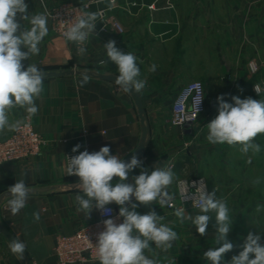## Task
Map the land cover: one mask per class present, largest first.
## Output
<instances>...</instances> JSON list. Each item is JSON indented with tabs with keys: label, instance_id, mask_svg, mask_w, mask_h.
<instances>
[{
	"label": "crops",
	"instance_id": "obj_1",
	"mask_svg": "<svg viewBox=\"0 0 264 264\" xmlns=\"http://www.w3.org/2000/svg\"><path fill=\"white\" fill-rule=\"evenodd\" d=\"M25 2L30 15L44 11L40 0ZM84 2L44 0L47 10L64 3ZM89 11H104L106 18L120 23L125 32L103 29L104 21L98 20L95 33L86 42V53L78 56L76 45L56 37L48 21L49 32L39 45L40 52L30 61H23L25 67L35 63L48 71L92 70L105 61L103 70L118 75L104 44L115 40L121 51L132 52L138 57L141 78L147 80L141 94L151 139L141 159L143 167L151 171L173 163L174 179L166 190L168 196L174 195L178 180L202 178L210 192L216 190L217 198L227 202L233 220L228 239L235 247L225 255V264L242 250L240 246L249 232L260 233L264 243V207L256 211L258 204L264 206V134L255 138L261 145L258 154L245 155L239 146L213 145L206 139V125L218 115L219 95L223 94L229 103L232 96L264 99V90L260 95L255 91V85L264 83V0H94ZM153 64L156 70L151 72ZM79 79L44 80L36 100L37 114L30 115L20 108L10 113L11 121L28 118L47 144L36 157L0 166V225L27 246L21 260L0 232V264H58L54 253L57 237L72 235L97 220L99 210L93 209L88 217L77 211L75 196L82 194L75 187L79 181L66 174L64 157L73 153L75 145H81L78 152L109 146L112 154L125 160L139 143L140 124L130 96L116 85L93 78L84 87H77ZM193 81L203 82L206 92L207 87L212 89L211 103L193 130L174 129L169 122L172 103L177 93ZM12 133L0 134V143ZM140 171L134 169L129 181ZM258 177L261 183L253 184ZM20 179L32 191L26 207L13 216L7 208L11 195L7 189ZM108 206L119 212L115 203ZM136 210L140 214L155 210L164 217L162 223L172 227L179 237L167 252L153 243L152 251H145L146 256L159 264H209L203 253L216 247L214 214L207 235L201 236L191 221L180 223L166 204L153 202ZM34 212L40 214L38 222L33 220ZM185 212L199 214L192 208Z\"/></svg>",
	"mask_w": 264,
	"mask_h": 264
},
{
	"label": "clouds",
	"instance_id": "obj_2",
	"mask_svg": "<svg viewBox=\"0 0 264 264\" xmlns=\"http://www.w3.org/2000/svg\"><path fill=\"white\" fill-rule=\"evenodd\" d=\"M40 3L44 11L30 15L25 0H0V134L20 128L21 121L10 120L13 109H24L30 115L38 112L36 100L43 91L46 74L35 63H28L25 67L23 61H30L32 56L39 54V45L49 32L51 14L44 0ZM87 7L83 5L84 9ZM101 19V11L82 10L75 22L64 31L66 41L76 45L78 56L86 53V42L90 34L95 33L97 21ZM104 47L108 60L116 65L118 71L115 78L117 87L124 93H141L147 80L141 78L138 57L132 52L121 51L115 40H109ZM155 70L156 65H151L149 71ZM80 75L77 87H84L89 83V75L86 71ZM255 91L260 95L258 85H255ZM231 100L232 103L226 102L223 94L217 97L218 115L206 125L207 141L213 145L239 146V151L245 155L260 153L261 145L255 142V138L264 134V99L232 96ZM80 148L81 145L77 144L72 152L76 153ZM137 168L141 169L140 174L132 176L130 182L129 174ZM66 174L78 178L75 187L82 194L75 196V203L77 211L83 212L85 217L90 216L93 209L111 217L112 209L107 206L112 203L119 206L117 217L105 219L104 230L98 234L95 246L100 264H159L158 260L146 256L145 251L151 252L154 243L156 248L167 252L179 238L172 227L162 223L164 217L155 210L146 214L136 210L140 205L147 207L153 202L164 206L171 200L166 191L174 179L170 168L153 167L149 171L136 155L125 162L120 156L112 154L109 146H103L99 151L85 149L78 155L67 157ZM113 177H117L118 181L112 183ZM252 183L258 185L261 179L258 177ZM7 191L11 194L7 199V208L15 216L26 207L32 190L24 179H20ZM196 193L198 195L186 196L185 200L193 199V207L199 209V214L192 216L185 212V208H179L175 215L180 223L191 221L197 232L205 236L213 217L211 214H214L216 247L209 248L203 257L209 264H225V255L235 247L228 239L233 223L230 209L225 200L217 198L216 190L207 192L203 182ZM262 207L258 204L256 211H261ZM32 216L34 221H39V212H34ZM119 218H123L122 223L116 222ZM261 241L260 233L249 232L240 246L242 250L233 255L227 264H264V243ZM26 247L19 239L9 242L11 252L21 260ZM169 264L172 262L169 261Z\"/></svg>",
	"mask_w": 264,
	"mask_h": 264
},
{
	"label": "built area",
	"instance_id": "obj_3",
	"mask_svg": "<svg viewBox=\"0 0 264 264\" xmlns=\"http://www.w3.org/2000/svg\"><path fill=\"white\" fill-rule=\"evenodd\" d=\"M88 5L86 9L83 5ZM94 4V0H86L82 4L64 3L52 7L48 10L51 14L50 28L51 32L66 41L64 31L75 22L82 10L89 11ZM102 20L104 21L103 29L111 27L117 33L123 34L124 28L117 21H110L106 18L105 12L102 11ZM105 63H98V71H104ZM260 91L264 90V83L259 87ZM208 110V98L205 84L201 81H193L186 84L176 95L170 111V126L174 129L193 130ZM47 141L37 132H35L32 123L27 118L21 122L18 130L13 131L11 137L0 143V166L6 163H17L36 157L42 153ZM76 153L65 154L64 160L67 166V157L78 155ZM171 170L174 168L173 163L168 166ZM70 176V175H69ZM72 177V176H71ZM203 182L206 191L210 193L206 181L202 178L182 179L175 183V193L170 196L171 200L166 203L170 211H176L179 208H192L193 199L185 200L186 196L192 197L198 195L196 189ZM167 199V197H165ZM111 217L99 212L95 221L83 226L72 235H60L56 239L54 253L58 264H96L99 261L96 244L98 243V234L104 230L103 221L108 218L115 219L118 213L111 206ZM117 223H122L119 219Z\"/></svg>",
	"mask_w": 264,
	"mask_h": 264
},
{
	"label": "water",
	"instance_id": "obj_4",
	"mask_svg": "<svg viewBox=\"0 0 264 264\" xmlns=\"http://www.w3.org/2000/svg\"><path fill=\"white\" fill-rule=\"evenodd\" d=\"M42 71L46 74L44 80L59 79V78H66V77H81L80 74L86 71L87 74L89 75V78L106 81L113 85H116L115 78L117 74L107 72V71H98L96 69H92V70L75 69V68L52 70V71L42 70ZM128 95L132 99L136 112H137V116H138L139 124H140L141 136H140V140H139V143L135 151L131 155H129V157L125 159V162H129L132 155H136L141 160L144 157L148 149L150 139H151V130H150V125H149V121L147 117V112L144 107V101H143L142 94L133 93V94H128ZM116 181H118V178L113 177L112 183ZM0 232L4 235V237L7 239L8 242H11L13 239H16L14 235L8 229H6L5 227L1 225H0Z\"/></svg>",
	"mask_w": 264,
	"mask_h": 264
},
{
	"label": "rangeland",
	"instance_id": "obj_5",
	"mask_svg": "<svg viewBox=\"0 0 264 264\" xmlns=\"http://www.w3.org/2000/svg\"><path fill=\"white\" fill-rule=\"evenodd\" d=\"M206 87V86H205ZM212 89L209 87H207V98H209V100H208V103H211V102H209V101H211L210 99H211V95H212Z\"/></svg>",
	"mask_w": 264,
	"mask_h": 264
},
{
	"label": "trees",
	"instance_id": "obj_6",
	"mask_svg": "<svg viewBox=\"0 0 264 264\" xmlns=\"http://www.w3.org/2000/svg\"><path fill=\"white\" fill-rule=\"evenodd\" d=\"M48 70V69H47Z\"/></svg>",
	"mask_w": 264,
	"mask_h": 264
}]
</instances>
